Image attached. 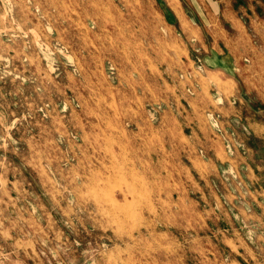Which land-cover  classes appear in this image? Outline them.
<instances>
[{
  "label": "rangeland",
  "instance_id": "obj_1",
  "mask_svg": "<svg viewBox=\"0 0 264 264\" xmlns=\"http://www.w3.org/2000/svg\"><path fill=\"white\" fill-rule=\"evenodd\" d=\"M213 2L0 0V264H264V0Z\"/></svg>",
  "mask_w": 264,
  "mask_h": 264
},
{
  "label": "crops",
  "instance_id": "obj_2",
  "mask_svg": "<svg viewBox=\"0 0 264 264\" xmlns=\"http://www.w3.org/2000/svg\"><path fill=\"white\" fill-rule=\"evenodd\" d=\"M207 1V3L209 4V5H214V2H213V0H206ZM212 7V11H214V8H215V6H211ZM218 7V6H217ZM217 10H219V9H217ZM217 11L215 10L214 12H212L213 14H215ZM213 53V52H212Z\"/></svg>",
  "mask_w": 264,
  "mask_h": 264
}]
</instances>
